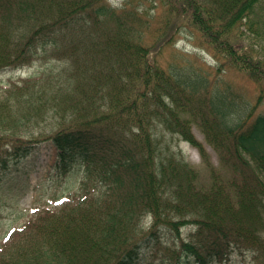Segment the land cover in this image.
Instances as JSON below:
<instances>
[{"label":"trees","instance_id":"trees-1","mask_svg":"<svg viewBox=\"0 0 264 264\" xmlns=\"http://www.w3.org/2000/svg\"><path fill=\"white\" fill-rule=\"evenodd\" d=\"M182 18L213 58L264 87V0H0V71L38 68L0 89V142L48 120L57 157L30 208L0 201V264H153L167 241L163 262L264 264V114L245 125L206 76L149 61ZM192 125L234 177L213 168L203 183L166 139L205 156ZM33 146L1 152L0 180ZM144 215L150 229L130 243Z\"/></svg>","mask_w":264,"mask_h":264},{"label":"rangeland","instance_id":"rangeland-1","mask_svg":"<svg viewBox=\"0 0 264 264\" xmlns=\"http://www.w3.org/2000/svg\"><path fill=\"white\" fill-rule=\"evenodd\" d=\"M121 1L106 0L107 3L116 6ZM157 10L160 11V8L158 7ZM159 23L160 15H157L152 21V28L155 26L159 27ZM175 30L177 32L172 34L168 43H165V38H155V41L159 42L152 46V51L149 55L151 63L161 65L164 68L169 67V69L173 67L187 69L189 72L206 76L208 89L227 92L236 100L239 110L245 113V125L250 117L264 113V87L261 83H256L247 75V72L232 67L224 59L213 58L203 43L198 42L194 34L196 30L185 19L182 18L178 19V22L176 21L172 33ZM37 69V65H31L21 71L18 69L0 71V85H4L9 81L13 82L31 77ZM46 122L48 120L41 122L38 127L32 129L25 125L18 132V134L21 133L20 136L4 135L9 138L0 142L1 155H3L1 152L11 150L17 145L36 142L31 151L21 161L12 166L11 175H13V178H2L0 180V198L5 195L18 198L17 206L23 209L31 206V203L40 196L49 184V181H47L48 174L53 173L52 169L57 160L54 146L49 139H45V135H48L49 131L41 129ZM192 131L196 139L202 142L205 147V156L203 157L196 148L183 142L177 134H166V139L168 141L172 140L173 143L178 144V147L182 148L185 158L195 168L203 183L209 184L212 178L210 173L213 168H218L221 177L225 179L234 177L237 170L232 163L226 161L218 165L216 153L207 144L201 131L194 125ZM15 167H17L16 171H14ZM12 183L13 188L10 187ZM8 204L14 206V201ZM148 227L149 217H145L140 223L139 233H137L134 240L142 237L147 232ZM190 228L189 225L184 226L182 235L189 233ZM167 243L169 242L158 244L153 249L152 256L157 261L153 264H170L168 261L163 262L161 260ZM177 251L179 253V250ZM141 260L142 256L139 255L133 259L132 264H139ZM144 264L148 263L145 262Z\"/></svg>","mask_w":264,"mask_h":264}]
</instances>
